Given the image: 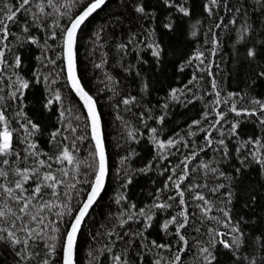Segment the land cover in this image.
Returning a JSON list of instances; mask_svg holds the SVG:
<instances>
[{
  "label": "snow or ice",
  "instance_id": "obj_1",
  "mask_svg": "<svg viewBox=\"0 0 264 264\" xmlns=\"http://www.w3.org/2000/svg\"><path fill=\"white\" fill-rule=\"evenodd\" d=\"M106 2L107 0H64V2L62 0H17L13 5L7 3L6 0H0V242L8 246L14 264H54L58 249L61 253L60 264H76L78 236L90 209L104 190L109 167L101 130V117L97 111V101L85 90L77 74V35L85 21L98 9H101ZM163 3L169 8H176L185 16L190 14L189 10L182 3L177 4L176 0H163ZM257 4L264 8V0H257ZM78 5H83V10L79 14H72L71 9ZM125 7L131 9V16L140 22L136 30L129 27L126 36L114 45L119 57L117 63H120L125 71H129L135 65H124L121 62L130 50H135L143 45L144 48L150 49L151 55L159 61L163 49L160 42L154 38L155 28H145L144 21L151 18L149 22H154L155 17L150 11H147L148 6L143 0H126ZM204 7L211 18L217 8L222 7L226 12L241 13L243 6L231 5L229 0H207ZM20 14H30V22L22 28L24 33H28L33 25L46 31L51 30V35H46L45 45H47V40L57 39L56 29L59 30L61 55L65 61L61 72L66 71L68 85L83 101L87 112L84 117L80 115L73 117L76 121L83 119V128L79 124L72 126L71 121H68L63 131L58 128L51 133V140L56 145V150L51 153L40 150L37 143L31 139L34 132L38 130L37 124L26 120V122L20 123L18 128H13L12 122L6 114L9 107L22 104L25 92L30 87L29 80L15 71L21 68V58L16 56L10 63L5 55L6 50L10 51L7 41L10 36L14 35L10 31V24L16 23ZM62 19H67V23L61 24ZM48 20L51 22L47 23ZM228 23L236 25V16L229 19ZM222 25L227 27L224 17L218 16L217 22L208 30L211 33L210 42L212 44L209 54L212 56L215 55L218 44L214 29L220 28ZM163 27L172 30L171 20L164 23ZM249 28L250 25L245 23L238 29L237 43L245 41ZM193 35L196 33L193 32ZM96 38H100L99 32L96 33ZM149 38H151V42H147ZM27 39L33 44L39 43L35 36L29 35ZM47 47L51 46L47 45ZM255 56V49L249 48L246 57L254 58ZM106 57L107 53H102L101 62L96 63L95 67L103 68L107 64ZM38 59H41L42 66H47L48 63L55 64V60H51L46 55L42 58L38 57ZM137 60L146 63L139 52H137ZM194 61L199 63L195 64V72L188 84H198L203 80V76H198L195 73L207 72L209 76L213 77L211 80L212 94L216 97L213 101L215 106L203 113V120L208 121L207 125L201 126V120L193 121L192 125H189V128L197 126L200 131L205 133V146L196 151L193 145H190L186 140L173 138L161 140L157 138V128H149L152 141L161 160H167L169 155L174 154L169 151L172 148H176L179 152L180 149L177 148V145L181 143L185 148L193 150L189 154L183 155L178 163L162 170V175L164 172L170 174L163 187L157 189L154 202L151 205L137 208L136 204L127 201L126 196L121 194L116 197L115 204L118 206V211L110 213L112 225L110 227L101 225L100 227L104 231L92 234L94 242L101 243L103 241L99 249L89 252V256L96 264H99V261L95 252H99L100 255L107 254L105 258L110 257L111 264H132L128 252L133 245H136L137 248L156 249L157 255L153 264H183L182 257L192 251L193 246L196 249L195 258L199 264H214V261L217 260L214 249L217 245H221L231 253L233 264H264V233L260 235L247 233L242 227V224H246L247 221L243 216H233L232 208L229 207L234 197L231 185L233 178L226 176L218 167H213L211 161L194 163L200 152L212 148L214 143L220 147L213 148V151L222 149L223 155L229 156L225 139L216 140L212 136L213 131H218L221 137L224 136L222 126L221 128H217V126L221 125V121H224L226 113L220 111L216 106L221 103L228 105V110L236 116H255L258 118L259 126L264 127V101L253 98L247 103L257 107L248 108L245 107L244 97L235 92L227 93V98L222 100L215 74L210 67L205 65L204 52L197 50L194 56L186 61V64L193 65ZM183 67L182 65L181 71H183ZM136 74L139 75V72ZM34 75L36 82L46 83L49 92L53 94L52 98L48 100V105H51L53 100L62 103L60 92L51 87L56 83V79L49 81L51 72L48 76L43 73ZM258 75L264 77V70H261ZM107 79L114 80L111 76H107ZM5 88L8 89L7 93H5ZM146 89L147 84L144 85L143 90L146 91ZM184 90L193 91L188 85L184 86ZM113 91L115 94L114 89ZM177 91V89H172L173 99L177 98ZM120 104L135 105L136 97L131 95L122 97L116 107L119 108ZM237 104H239V108ZM164 108H167V104L164 105ZM128 110L131 111V108ZM65 111L71 113L70 109H62L60 111L62 121ZM212 113H215L216 116L214 120L210 119ZM16 115H22V108L16 112ZM117 118L123 120L122 117L118 116ZM151 118V116L147 117V119ZM139 119L145 123V127H148L144 112L139 113ZM157 120L162 123L164 116L161 115ZM238 126L239 122L232 124L230 130L232 136L237 135ZM78 132L84 134L78 135ZM65 133H70V135ZM196 134L192 131L187 133L190 137ZM127 135L135 139L133 131L129 130ZM57 137L60 139L57 140ZM89 137L92 141V151L88 154L90 161L80 159L78 156V142H83ZM18 144L23 147H18ZM235 151L241 167L246 168L249 164L255 163L264 169V140L261 138L254 137L243 140ZM124 159L126 158H123L121 163L124 162ZM151 167L150 162L147 169L139 171L145 172ZM241 167L235 169L237 174L241 172ZM209 173L216 180L223 178L229 183L220 182L210 187L206 180ZM131 182V178H128L123 187L126 188ZM222 189L227 190L222 192ZM205 190L208 195L205 194ZM165 193L170 194L166 196V199H162ZM210 197L220 199L225 206L216 207L215 201ZM169 209L173 210L174 214L164 221L162 229L166 234L174 236L175 240L171 243H158L155 240L144 243L143 241L146 239L144 230L151 227V222L156 214L154 210L168 211ZM214 212L219 215L213 214ZM134 218L144 220L143 228L135 232L125 229V225H128ZM116 227L123 231H116ZM170 227L174 231L170 232ZM221 228L226 231H221ZM189 229L195 233L191 241L188 238ZM201 236H206L207 241L198 238ZM126 237L127 239H125ZM137 241L140 243L137 244ZM120 244L123 245V248L118 250ZM163 253H170V255ZM137 258L142 261V254H138Z\"/></svg>",
  "mask_w": 264,
  "mask_h": 264
},
{
  "label": "trees",
  "instance_id": "obj_2",
  "mask_svg": "<svg viewBox=\"0 0 264 264\" xmlns=\"http://www.w3.org/2000/svg\"><path fill=\"white\" fill-rule=\"evenodd\" d=\"M7 3L15 4L17 0H6ZM64 2V0H62ZM148 6L154 17V22H149L151 18L144 21L145 28H155V39L158 40L163 49L159 61L151 55V50L141 45L135 50H130L121 62L124 65L134 64L135 67L125 71L120 63L115 50V43L122 40L129 29L136 30L139 21L131 16V9L125 7L126 0H108L106 4L85 24L81 27L77 39V71L79 78L85 90L97 101L98 111L102 121L104 143L107 153L109 174L105 189L91 209L85 224L82 226L78 236L76 264H96L89 256L90 251L99 249L101 243L94 242L92 234L98 231L103 232L101 225L110 227L113 223L110 213L118 211L115 199L118 195H124L127 201L136 204L137 208H145L154 202L157 189L163 187L169 172L161 174L165 167H171L183 158V155L190 153V148H185L183 144L177 145L176 148L169 151L174 153L169 155L167 160H161L158 150L152 141L150 127L157 128V138L167 140L169 138L186 140L193 145L194 150L199 151L205 146V133L199 130V127L192 125L193 121L201 120V126H206L208 121L203 120V113L210 107H214L213 101L216 97L212 94L211 80L207 72L195 73L203 76L198 84L189 85L195 72V64L187 65L186 61L194 56L197 50H201L205 55V65L211 68L218 82L221 91V99L227 98V93L235 92L244 97L245 107H257L247 103L251 99H260L264 101V77L258 75L264 70V8L257 4V0H229L231 5L242 7L241 13L226 12L222 7L214 11L210 18L205 11L207 0H176L177 4H183L189 10V15L177 11L176 8H169L163 0H143ZM83 9V5H78L71 9L72 14H78ZM246 13V15H244ZM237 18V24L232 25L228 20L233 16ZM218 16L224 17V23L220 28L214 29L218 41L215 55L209 54L212 48L211 33L208 31L217 22ZM171 20L172 30L165 29L164 23ZM30 22V14H20L17 22L10 24V31L14 35L10 36L7 43L10 45V51L6 50L5 55L11 63L16 56L21 58V68L15 71L30 82L29 89L25 92L22 104H16L8 108L7 115L12 122L13 128H18L20 123L31 120L38 125V130L34 132L32 140L37 143L40 150L53 152L56 150L55 143L51 140V133L58 128L63 131L68 121L72 126L77 124L83 128L84 121H76L74 116H86V112L70 89L66 73L61 72L64 67V60L61 55V41L59 39V30L57 31L56 40H47L46 35H51V30H44L33 25L28 33L22 31L23 26ZM50 23L51 20L46 21ZM61 24H66L67 19H62ZM247 23L250 25L245 41L237 43L238 29ZM100 33V38H96V33ZM193 32L196 35H193ZM37 37L39 43L33 44L27 36ZM147 42H151V38ZM249 48H254L256 56L247 58L246 52ZM137 52L146 63L137 60ZM102 53H107V64L103 68H96L95 64L100 63ZM49 57L55 60V64L48 63L42 66L41 59L38 57ZM59 57V58H58ZM47 63V62H45ZM183 71H181V66ZM49 76V81L56 79V83L51 85L53 90H58L62 97V103L53 100L48 105V100L52 98L48 86L43 82H36V73H43ZM139 72V75L136 73ZM59 73V76H57ZM107 76L114 80L110 81ZM118 81V83H115ZM147 84L146 91L144 85ZM192 88V92L184 90V86ZM115 90V94L114 91ZM172 89H177V98L171 96ZM183 90V91H181ZM8 89L5 88V93ZM127 95L136 97V104L125 106L119 104L122 97ZM234 100L236 98H233ZM189 101H191L189 103ZM231 103V101H230ZM167 104V108L164 105ZM218 107L220 111L226 113L224 121L217 128H221L224 136L221 137L218 131H213L214 139H225L228 146L229 156L223 155V150L213 151V148H219V145L213 144L212 148H207L200 152L197 157L199 161H211L213 167H218L226 176H231L232 189L234 191L233 202L229 207L232 208V214L235 217L243 216L246 224H242L246 232L255 235L264 233V169L255 163L249 164L248 167L240 166L235 149L239 143L249 138L259 137L264 140V127L259 126L258 118L255 116H236L228 110V105L221 103ZM239 108V104H237ZM22 108V115L17 116L16 112ZM131 108V111L128 109ZM70 109L71 113L65 111V117L62 121L60 111ZM144 112L146 123L139 119V113ZM164 116L162 123L157 118ZM122 117L123 120L117 117ZM151 116V119H147ZM210 119H216L215 113H212ZM239 122L236 129V136L230 134L232 124ZM131 130L135 134V139L130 138L127 133ZM189 131L196 132L195 136H188ZM70 135V133H65ZM84 134L83 132H78ZM60 137H57L59 140ZM18 147L23 145L18 144ZM80 159L90 161L89 152L92 151V141L90 137L83 142H78ZM123 158L124 162L121 163ZM151 162L152 167L145 172L140 169H147ZM241 167V172L237 174L235 169ZM131 178L132 182L126 188L123 185L127 179ZM206 180L209 186H215L216 183H226L229 181L221 178L216 180L212 174H208ZM222 189L221 191H226ZM170 193H165L162 199ZM205 194L208 195L205 190ZM215 201L216 207H224V203L216 197H210ZM254 198V199H253ZM223 199V198H222ZM124 203V202H122ZM192 209L190 208V211ZM155 216L151 222V227L144 230L145 240H155L158 243H171L175 240L174 236L166 234L162 225L164 221L172 214L173 210L168 211L154 210ZM219 215V213H213ZM144 220L134 218L125 229L132 232L142 229ZM116 231L123 230L116 227ZM221 231H226L221 228ZM169 231H174L170 227ZM195 235L191 229L188 230V238L191 241ZM207 241L206 236L198 237ZM127 239V237L125 238ZM140 241H137V244ZM123 245L118 246V250ZM195 246L192 251L182 257L183 264H199L195 258ZM217 260L214 264H233L231 253L221 245L214 249ZM98 257L99 264H111L110 257L99 252L94 253ZM138 254H142L143 259L138 260ZM170 255V253H163ZM59 252L55 258L54 264H60ZM157 250L148 248H137L133 245L128 252L132 264H153L156 258ZM0 264H14L8 246L0 242Z\"/></svg>",
  "mask_w": 264,
  "mask_h": 264
},
{
  "label": "water",
  "instance_id": "obj_3",
  "mask_svg": "<svg viewBox=\"0 0 264 264\" xmlns=\"http://www.w3.org/2000/svg\"><path fill=\"white\" fill-rule=\"evenodd\" d=\"M107 1H108V0H107ZM102 7H103V6H102ZM82 10H83V9H82ZM82 10H81V11H82ZM99 10H100V9H98L97 12H98ZM97 12H95V13H97ZM95 13H94V14H95ZM78 14H79V13H78ZM94 14H93V15H94ZM93 15H92V16H93ZM92 16H91V17H92ZM91 17H89V18H91ZM89 18H88V19H89ZM86 21H87V20H86ZM86 21H85V22H86ZM84 24H85V23H84ZM82 26H83V25H82ZM82 26H81V27H82ZM78 33H79V32H78ZM77 36H78V35H77ZM64 66H65V61H64ZM65 73H66V71H65ZM77 74H78V71H77ZM78 76H79V75H78ZM80 81H81V80H80ZM81 84H82V82H81ZM82 85H83V84H82ZM69 87H70V86H69ZM83 87H84V86H83ZM70 89H71V88H70ZM71 90H72V89H71ZM72 92H73V94L75 95V97L78 99V101L81 103V105L83 106V108H84V110H85V112H86V109H85V107H84L83 101L79 98V96H77V94H76L73 90H72ZM96 107H97V105H96ZM97 111H98V107H97ZM98 112H99V111H98ZM86 115H87V112H86ZM101 130H102V133H103L102 121H101ZM103 137H104V135H103ZM104 144H105V143H104ZM105 151H106V148H105ZM106 156H107V153H106ZM106 183H107V179H106V182H105V186H106ZM104 189H105V187H104ZM103 191H104V190H103ZM102 193H103V192H102ZM102 193H101V195H102ZM100 197H101V196H100ZM98 200H99V199H98ZM98 200H97V201H98ZM96 203H97V202H96ZM96 203H95V204H96ZM95 204H94V205H95ZM94 205H93V207H94ZM93 207H92V208H93ZM92 208H91V209H92ZM91 209H90V211H91ZM90 211H89V213H90ZM86 218H87V217H86Z\"/></svg>",
  "mask_w": 264,
  "mask_h": 264
}]
</instances>
